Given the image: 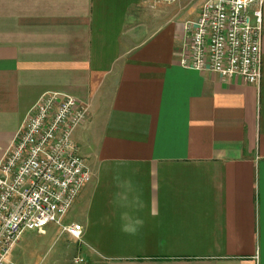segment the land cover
Returning <instances> with one entry per match:
<instances>
[{
    "label": "crops",
    "instance_id": "0c3cea01",
    "mask_svg": "<svg viewBox=\"0 0 264 264\" xmlns=\"http://www.w3.org/2000/svg\"><path fill=\"white\" fill-rule=\"evenodd\" d=\"M203 3L0 0V162L42 96L87 110L78 264H264V4L249 85L179 66Z\"/></svg>",
    "mask_w": 264,
    "mask_h": 264
},
{
    "label": "built area",
    "instance_id": "2783aa9c",
    "mask_svg": "<svg viewBox=\"0 0 264 264\" xmlns=\"http://www.w3.org/2000/svg\"><path fill=\"white\" fill-rule=\"evenodd\" d=\"M263 4L264 0H204L196 21L184 25L179 66L259 85ZM86 119L87 110L77 99L44 95L16 133L0 162V264H6L25 232L55 225L70 238L81 240L82 226L64 221L91 180L86 159L72 140L74 130Z\"/></svg>",
    "mask_w": 264,
    "mask_h": 264
},
{
    "label": "rangeland",
    "instance_id": "374dc122",
    "mask_svg": "<svg viewBox=\"0 0 264 264\" xmlns=\"http://www.w3.org/2000/svg\"><path fill=\"white\" fill-rule=\"evenodd\" d=\"M70 211L64 224L70 222L69 217L73 219ZM79 253V243L67 239L60 227L50 226L40 232L23 233L18 246L10 250L6 264H13L16 258L20 264H72Z\"/></svg>",
    "mask_w": 264,
    "mask_h": 264
}]
</instances>
